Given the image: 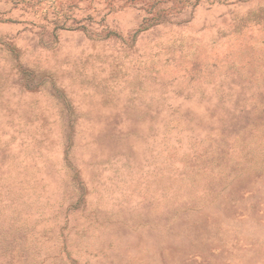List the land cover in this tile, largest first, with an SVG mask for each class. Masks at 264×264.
Here are the masks:
<instances>
[{
	"label": "rangeland",
	"instance_id": "obj_1",
	"mask_svg": "<svg viewBox=\"0 0 264 264\" xmlns=\"http://www.w3.org/2000/svg\"><path fill=\"white\" fill-rule=\"evenodd\" d=\"M0 264H264V0H0Z\"/></svg>",
	"mask_w": 264,
	"mask_h": 264
}]
</instances>
